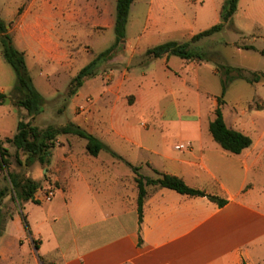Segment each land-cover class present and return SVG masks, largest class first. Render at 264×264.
<instances>
[{
    "label": "crops",
    "instance_id": "0c3cea01",
    "mask_svg": "<svg viewBox=\"0 0 264 264\" xmlns=\"http://www.w3.org/2000/svg\"><path fill=\"white\" fill-rule=\"evenodd\" d=\"M114 2L117 0H86L84 4L78 0H23L5 22L11 24L14 45L25 54L30 74L39 72L50 85L67 75L68 37L71 42L81 35L86 39L84 49L90 52L85 66L107 50L94 54L95 47L106 43L105 31L115 33L116 22L109 9ZM136 4L135 0L123 48L108 61L120 65L110 73L118 86H128L125 90L134 103L130 105L125 95L106 87L97 100L86 97L80 103L89 106L88 110L73 123L139 167L143 175L156 179L158 171L179 177L191 188L227 204L220 207L207 197L150 186L140 223L139 188L132 169L107 152L91 156L87 141L81 139L86 142H71L63 152L54 150L50 158L55 169L50 180L66 183V190L55 189L56 197L50 203H22L10 214L0 240L8 234V246L20 243L25 248L28 258L19 260L20 264H27L29 258L32 264H264V132L258 126L264 119V95H255L246 85H236L238 82L231 84L222 106L225 121L230 129L249 136L253 145L240 155L225 151L210 132L222 91L218 85L212 92L211 88L202 91L209 86L203 73L210 71L211 62L165 56L150 60L144 68H130L151 48L190 42L202 33L197 32L200 0L145 1L139 5L140 15L146 8L143 25L141 17H132ZM242 19L247 21L239 26L242 32L249 33L254 27V31L264 30V0H239L233 20ZM252 37L264 41V36ZM74 54L71 49V65L76 61ZM214 74L219 76L215 70ZM249 84L264 87V82ZM163 86L173 97L168 106L156 111L163 126H134V114L159 103ZM0 93L5 94L2 89ZM209 98L212 115L205 124L202 114ZM172 113L176 123L187 119L191 124L165 126L173 123ZM9 133L0 118V139ZM181 144L188 148L178 150ZM32 166H21L25 176L42 182L38 168ZM35 210L44 211L42 219L33 218ZM3 249L0 258L12 254L8 247Z\"/></svg>",
    "mask_w": 264,
    "mask_h": 264
},
{
    "label": "rangeland",
    "instance_id": "374dc122",
    "mask_svg": "<svg viewBox=\"0 0 264 264\" xmlns=\"http://www.w3.org/2000/svg\"><path fill=\"white\" fill-rule=\"evenodd\" d=\"M23 0H0V19L3 21H6L10 19L13 15V10L18 9V6H20L21 2ZM80 3H85L86 0H78ZM145 1L149 0H136V8L132 14V17H141V20L139 22L145 21V12L146 8H144L143 13L141 15L140 12V6L144 5ZM228 0H200V4L198 5V11H197V18H198V25H197V32H203L206 30L211 29L215 25H217L219 22L218 19H220V10L221 8L227 3ZM171 5V4H170ZM109 9L111 11L110 15H112V18L115 19L116 22V15H117V2H114L113 4L109 5ZM29 8V6H28ZM167 10H171L172 13L178 14L174 11L173 6H167ZM137 18V19H138ZM237 21V22H236ZM246 20H232L229 24L226 25L225 29L217 33L209 38H204L201 41L195 43L192 45V49L194 51L206 54L208 56L217 54L215 57L212 58L213 61L211 63H208L210 67V71L203 73L204 81L209 84V86H203L202 91L208 90V88H211V92L216 89L217 85L222 91V73L219 72L217 66H230L233 68H241L244 69L246 72V75L251 76L255 72H264V57L259 53L255 51H247V50H241L242 47L254 45L256 46L260 51L264 50V41L258 40L254 41V38L252 37V34H256L257 36H264V30L262 31H254L255 27L252 29L249 33H244L241 30H239V26H243L246 24ZM142 25L144 23H141ZM140 26H137L136 29L139 30ZM8 30L11 34V24L8 26ZM12 35V34H11ZM105 40L106 43L95 47V53L99 54V52L106 50L110 48L116 39V34L111 31H105ZM68 43V66L66 68L67 75L62 76L59 80H52L50 85L47 84V82L44 80L43 77H40L39 72L30 74L34 86L36 89L44 95L46 100V104L44 106V110L42 114L36 116L35 118H31L28 114V112L25 109H20L16 107V102L18 100L19 94L17 92H14V88L17 84V75L14 71V69L5 62L1 55V46H0V89L4 90L5 94L8 95V98L6 102L0 106V118L2 120V123L6 122L9 129V136L3 137L0 139V146L3 147L8 151L6 153L8 155V158L11 162L10 169L8 171L2 172L0 169V188H3L5 186H10L8 181L6 180L7 172H14L19 174L20 176H25V168L17 165L15 161V153L16 149L6 143V139L12 138L15 133L17 132V125L20 120H23L25 122L31 121L33 125L38 126L42 130H46L49 127L54 128H61L66 125H69L73 123L76 116L86 112L88 110L87 106H83L80 104L86 97L91 98L92 100H97L100 96V93L104 90V88H112L113 92L120 93L122 95H125L126 100L131 105L134 103V97L128 94V92L125 90L127 87H121L117 85V80L115 78V75H112L110 72L116 70L120 67V65L114 63V62H105L102 63L97 70V73L94 78H90L85 81L84 86L78 90L77 94L72 96L70 95V87L71 90L74 88L71 86L72 80L75 77L76 72L80 71L82 68H84L85 64L87 63V53L84 47L86 39L81 35L77 38V40L73 39L71 42V37H68L66 39ZM83 44V45H82ZM240 48V49H239ZM71 49L76 52L77 55L76 60L73 65H71ZM82 53L78 55L79 53ZM81 56V59H78ZM150 59L146 56L136 58L133 61V64L130 68H136L138 66L144 68L149 63ZM207 65V63H205ZM214 70L218 72L219 76L214 74ZM234 82H238L236 85H246L247 89H250V92L255 95H264V87L262 84L260 85H251L247 83L246 81L242 80H236ZM233 82V83H234ZM231 86V85H230ZM230 88V87H229ZM213 89V90H212ZM161 96L159 103L155 104L153 107H150V110H137V112L134 114V122L132 123L134 126L139 127L140 129H143V127H158L163 126L161 123H158L157 113L156 111L163 109L164 107L168 106L173 97L169 95L168 89L166 86H163L161 88ZM46 92H50L51 94H48ZM54 92V94H53ZM235 93H238V91H235ZM8 99L10 102H8ZM87 99V98H86ZM89 100V99H88ZM87 100V101H88ZM212 99L209 98V100H205L204 106H206L202 121L205 124H208V121L211 118L212 115ZM259 104V103H257ZM82 105V106H81ZM8 111H11L8 113ZM183 113H186L185 111ZM175 113H172V120L173 123L165 124V126H181L184 124H191V121H188L187 119H181L180 122H175ZM258 126L261 129L262 132H264V119L259 120ZM85 143L86 141L81 140V138L74 136V135H61L57 139V145L55 150L56 152H63L66 150V148L71 145V142H79ZM80 143V142H79ZM52 150V153L53 151ZM105 155V154H104ZM55 158V155H54ZM25 160V158H24ZM1 161V157H0ZM37 167L39 172L38 174L42 177L41 186L44 188L48 187H54V189L57 190H66V183L64 182H52L50 179H52V174L55 172V169L51 168V162L45 165L41 164H35L31 169ZM60 167V166H59ZM44 170H47L48 173L44 174ZM57 170V169H56ZM123 172L127 171L126 167L122 168ZM15 194L11 193L6 199L8 201L3 204L2 207V213L4 220L7 221L10 218V214L17 211V208L19 206H22V204L18 203L15 199ZM5 199V200H6ZM58 202H61V198H59ZM34 219H42L44 216L43 210H35L31 212ZM29 233L27 234L26 239L29 237ZM11 237L7 234L5 235L2 240H0V251L4 250L3 248H9L11 251V255H7L5 258H0V264H20L19 260L26 259V250L24 247H22L19 244L8 246L7 242ZM27 245V243H26ZM44 262V261H41ZM27 264H32V260L29 258V261L26 262Z\"/></svg>",
    "mask_w": 264,
    "mask_h": 264
},
{
    "label": "trees",
    "instance_id": "16d2710c",
    "mask_svg": "<svg viewBox=\"0 0 264 264\" xmlns=\"http://www.w3.org/2000/svg\"><path fill=\"white\" fill-rule=\"evenodd\" d=\"M134 2L135 0H117V15L115 24L116 41L109 49L99 54L96 59L82 68L73 78L71 86L74 88L71 90L70 87V95H76L78 90L84 86L86 80L95 77L100 65L112 60L116 51L123 48L131 7ZM238 5L239 0H228L221 10V22L211 29L194 36L190 42H167L149 49L145 56L150 60L160 59L165 56H177L186 61H213L212 57L194 51L192 49V45L204 38H209L222 32L226 25L234 19V16L238 11ZM22 11L23 8L20 10V13H22ZM9 25L10 24H7L5 21L0 19V46L2 56L5 62L14 69L17 75V84L14 88V92H17L19 97L16 102V107L25 109L31 118H35L36 116L42 114L46 104V99L34 86L27 66L25 54L15 47L13 36L8 30ZM241 49L259 52L264 57V50L260 51L254 45L245 46ZM217 67L219 72L221 71L220 73L223 75V89L222 95L218 99V108L215 111L216 118L210 124V132L214 140L225 151L235 155H240L253 145V140L249 136L232 130L227 126L222 110V106L225 104L224 98L230 85L234 81L244 80L251 84L263 83L264 73L255 72L251 76H248L246 75L245 70L241 68H233L230 66ZM7 98L8 95L0 93V105H3ZM61 135H74L84 139L87 141V151L91 156L98 157L102 152H107L113 158L120 162H124L132 169L135 175V181L139 188L138 204L140 223L143 222L144 202L148 195L147 188L150 186L174 190L181 195L190 197H207L212 202L217 203L220 207H224L227 204L226 200L209 195L204 191L191 188L183 179L179 177L161 174L158 171H155L159 175L156 179L143 175L140 172L139 167H135L128 163L122 156L111 150L99 138L74 123L61 128L49 127L46 130H42L38 126L33 125L31 121L25 122L20 120L17 125V132L12 138L6 139V143L16 149L15 161L17 165L27 167L36 163L45 165L50 163L52 150L56 148L57 139ZM6 153H8V151L0 146V169L2 172L8 171L11 166V162ZM6 180L10 186L0 188V238L3 236L6 227V221L4 220L2 213V207L5 199L11 193H14V199L20 204L30 201L39 204L36 201L35 196L39 191L46 189L41 186L40 182L30 177H22L19 174L10 171L7 172ZM23 220L25 228L28 231L29 225L26 217H24Z\"/></svg>",
    "mask_w": 264,
    "mask_h": 264
},
{
    "label": "built area",
    "instance_id": "2783aa9c",
    "mask_svg": "<svg viewBox=\"0 0 264 264\" xmlns=\"http://www.w3.org/2000/svg\"><path fill=\"white\" fill-rule=\"evenodd\" d=\"M89 102V101H88ZM178 150H185L188 148L187 145L185 144H181L179 146L176 147ZM38 196H35L36 200L40 203H50L54 200V198L56 197V190L54 189V187H48L42 191H39ZM36 194V195H37Z\"/></svg>",
    "mask_w": 264,
    "mask_h": 264
},
{
    "label": "water",
    "instance_id": "95a60500",
    "mask_svg": "<svg viewBox=\"0 0 264 264\" xmlns=\"http://www.w3.org/2000/svg\"><path fill=\"white\" fill-rule=\"evenodd\" d=\"M8 102H10V100L8 99Z\"/></svg>",
    "mask_w": 264,
    "mask_h": 264
}]
</instances>
